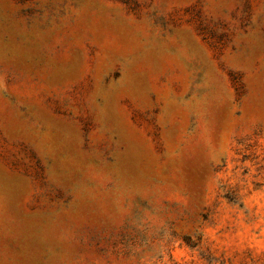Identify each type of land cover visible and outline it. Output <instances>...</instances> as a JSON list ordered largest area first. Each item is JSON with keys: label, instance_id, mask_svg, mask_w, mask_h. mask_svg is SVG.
I'll return each mask as SVG.
<instances>
[{"label": "rangeland", "instance_id": "374dc122", "mask_svg": "<svg viewBox=\"0 0 264 264\" xmlns=\"http://www.w3.org/2000/svg\"><path fill=\"white\" fill-rule=\"evenodd\" d=\"M0 264H264V0H0Z\"/></svg>", "mask_w": 264, "mask_h": 264}]
</instances>
